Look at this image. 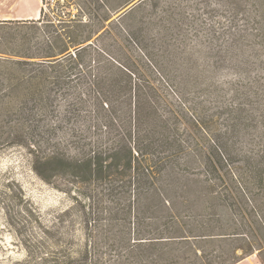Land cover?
Segmentation results:
<instances>
[{
  "label": "trees",
  "instance_id": "obj_1",
  "mask_svg": "<svg viewBox=\"0 0 264 264\" xmlns=\"http://www.w3.org/2000/svg\"><path fill=\"white\" fill-rule=\"evenodd\" d=\"M47 3L37 18L0 20V31L28 28L19 51L0 34L7 134L28 139L35 171L74 202L45 230L47 252L58 264H236L254 254L264 223L255 234L253 198L238 185L240 175L250 179L238 164L244 153L250 171L256 156L239 137L240 124L246 133L264 124L260 103L248 99V109L235 82L206 96L205 69L190 58L177 78L182 103L171 106L131 55L135 67L97 47L105 16L87 20L72 0H54L49 11ZM252 59L230 64L250 75ZM257 155L264 172V143Z\"/></svg>",
  "mask_w": 264,
  "mask_h": 264
},
{
  "label": "rangeland",
  "instance_id": "obj_2",
  "mask_svg": "<svg viewBox=\"0 0 264 264\" xmlns=\"http://www.w3.org/2000/svg\"><path fill=\"white\" fill-rule=\"evenodd\" d=\"M53 1L47 0L48 11ZM72 1L76 3L74 12H82L87 20L91 16L97 21L95 13L107 18L100 24L104 26L101 36L96 38L97 47L104 48L107 56L132 67L130 57L136 59L171 106L182 103L177 78L185 70V61L191 58L205 69L199 77V85L206 96L210 97L218 89L225 92L235 82L239 99L248 109L251 108L248 99L256 100L260 108H264L261 86L264 80L261 63L264 60V0ZM42 5L43 0H0V20L37 18V10ZM0 34L8 35L19 51L18 42L28 36V28L15 25ZM247 44L250 47L244 52ZM245 53L253 57L250 75H246L243 67L236 69L230 64V58L236 55L243 59ZM217 60L219 68H216ZM153 95L159 97L156 92ZM162 106L168 110L164 102ZM10 121L11 117L0 111V126L4 125L0 127V264H58L61 257L47 252L53 247L48 245L52 241L46 238L45 230L62 221L64 211L73 206V199L35 171L28 139L18 142L14 135L7 134ZM240 125L243 128L240 146L251 147L256 158L252 159L250 171L245 165L244 153L239 158L240 173L245 172L250 183L240 175L238 185L247 187L253 198L254 233L260 236V224L264 223V181L261 182L264 172L257 154L264 143L259 137L264 124L258 127L253 124L247 133L244 123ZM66 231L72 232L74 242L79 243V226H71ZM255 244L257 249L253 255L264 263V240L260 245L255 239Z\"/></svg>",
  "mask_w": 264,
  "mask_h": 264
},
{
  "label": "crops",
  "instance_id": "obj_3",
  "mask_svg": "<svg viewBox=\"0 0 264 264\" xmlns=\"http://www.w3.org/2000/svg\"><path fill=\"white\" fill-rule=\"evenodd\" d=\"M236 264H264V263L252 254V255L240 260Z\"/></svg>",
  "mask_w": 264,
  "mask_h": 264
},
{
  "label": "bare ground",
  "instance_id": "obj_4",
  "mask_svg": "<svg viewBox=\"0 0 264 264\" xmlns=\"http://www.w3.org/2000/svg\"><path fill=\"white\" fill-rule=\"evenodd\" d=\"M36 15H37V17H39V15H40V10H37Z\"/></svg>",
  "mask_w": 264,
  "mask_h": 264
},
{
  "label": "water",
  "instance_id": "obj_5",
  "mask_svg": "<svg viewBox=\"0 0 264 264\" xmlns=\"http://www.w3.org/2000/svg\"><path fill=\"white\" fill-rule=\"evenodd\" d=\"M134 3H135V2L131 3V4L128 6V8H129V7H132V6L134 5Z\"/></svg>",
  "mask_w": 264,
  "mask_h": 264
}]
</instances>
